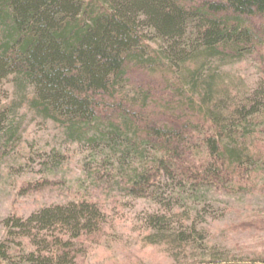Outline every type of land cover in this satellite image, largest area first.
Returning <instances> with one entry per match:
<instances>
[{"label":"trees","instance_id":"1","mask_svg":"<svg viewBox=\"0 0 264 264\" xmlns=\"http://www.w3.org/2000/svg\"><path fill=\"white\" fill-rule=\"evenodd\" d=\"M244 59L254 83L225 67ZM23 106L148 201L142 240L174 264H244L213 238V198L264 180V0H0V145ZM3 222L0 264H77L111 225L88 195Z\"/></svg>","mask_w":264,"mask_h":264},{"label":"rangeland","instance_id":"2","mask_svg":"<svg viewBox=\"0 0 264 264\" xmlns=\"http://www.w3.org/2000/svg\"><path fill=\"white\" fill-rule=\"evenodd\" d=\"M225 67L247 83L260 76L254 59ZM6 84L15 98L13 83ZM16 120L19 139L9 144L2 140L0 145V241L8 215H28L41 205L88 195L106 207L111 225L99 237L85 240L86 252L77 264H174L164 245L142 240L147 200L113 185L103 162L92 159L85 144L68 140L61 124L24 106ZM257 181L256 187L213 198L216 209H227L224 217L212 222L213 238L244 264H264L255 259L264 255V180Z\"/></svg>","mask_w":264,"mask_h":264}]
</instances>
